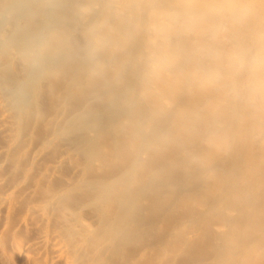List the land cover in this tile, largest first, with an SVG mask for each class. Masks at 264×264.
Returning a JSON list of instances; mask_svg holds the SVG:
<instances>
[{
    "label": "rangeland",
    "instance_id": "1",
    "mask_svg": "<svg viewBox=\"0 0 264 264\" xmlns=\"http://www.w3.org/2000/svg\"><path fill=\"white\" fill-rule=\"evenodd\" d=\"M5 19L63 24L68 49L76 50V61L57 74L49 91L38 84L40 73L31 82L30 90L43 93L30 107L40 122L23 160L45 135L51 137L47 160L60 152L63 137L75 144L48 188L53 183L59 203L76 206L92 221L86 255L96 248L101 264H264L263 126L252 131L245 120L239 137L234 129L226 133L234 144L225 148L215 143L220 138L213 126L223 120L214 113L219 106L185 96L155 112L141 98L138 70L112 85L106 64L91 74L85 67L91 56L87 27L95 21H264V0H0ZM5 39L0 77L24 79L30 64L13 50L3 53ZM112 86L122 96L110 93ZM123 96L131 114L123 111ZM120 124L125 147L115 155L111 137L98 133ZM72 166L79 168L73 176ZM21 232L28 236L32 229Z\"/></svg>",
    "mask_w": 264,
    "mask_h": 264
},
{
    "label": "bare ground",
    "instance_id": "2",
    "mask_svg": "<svg viewBox=\"0 0 264 264\" xmlns=\"http://www.w3.org/2000/svg\"><path fill=\"white\" fill-rule=\"evenodd\" d=\"M65 30L63 24L51 26L42 19L0 21V37L7 38L3 53L13 50L30 64L24 79L0 77L2 264H17L13 261L17 258L23 264H101L96 248L90 255L85 254L92 221L80 217L76 206L59 203L52 181V188H48L49 179L68 163L69 151L75 144L63 137L66 143L60 152L47 160L51 137L45 135L28 149V158L23 160L30 147L28 141L33 138L32 128L40 122L38 113L31 114L30 107L43 93L33 86L30 90L31 82L37 81L40 73L38 84L49 91L57 74L66 69L68 62L76 61V50L68 49ZM87 30L91 52L85 66L88 73L106 64L108 82L118 85L138 70L141 98L148 101V106L153 104L155 112L185 96L188 100L201 98V104L206 106H219L214 113L223 120L213 126L220 138L215 143L225 148L234 144L231 134L226 133L234 129L239 137L245 120L251 121L252 131L257 126L264 128V21L100 20L89 24ZM14 33L19 34L11 37ZM116 89L112 86L109 92L122 96ZM127 97H122L121 105L124 112L131 114ZM122 129L125 125L120 124L98 133L101 139L111 137L110 148L115 155L125 147ZM222 134L224 137H220ZM70 172L76 175L79 168L72 166ZM56 202L59 206L50 208ZM27 229H32L31 235L22 234ZM214 229L222 231L221 226Z\"/></svg>",
    "mask_w": 264,
    "mask_h": 264
}]
</instances>
